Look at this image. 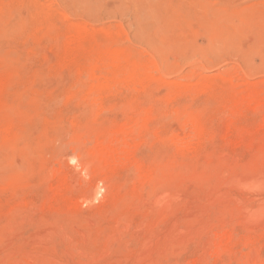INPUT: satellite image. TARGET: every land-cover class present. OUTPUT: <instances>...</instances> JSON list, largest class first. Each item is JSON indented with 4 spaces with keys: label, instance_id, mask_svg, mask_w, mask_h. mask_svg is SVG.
<instances>
[{
    "label": "rangeland",
    "instance_id": "rangeland-1",
    "mask_svg": "<svg viewBox=\"0 0 264 264\" xmlns=\"http://www.w3.org/2000/svg\"><path fill=\"white\" fill-rule=\"evenodd\" d=\"M77 27L89 38L83 50L64 53ZM98 43L127 50L167 83H119L87 98L97 79L84 68ZM221 75L226 81L216 79L214 91L179 87ZM0 77L8 83L0 110V264L264 263V115L225 108V93L264 86V0H0ZM147 108L153 122L131 142L136 158L158 167V205L161 194L142 183L134 163L118 162L102 182L80 163L98 138ZM193 110L211 133L195 148L178 146L173 136ZM231 120L248 133L225 137ZM8 123L12 137L2 129ZM66 177V196L45 203ZM107 187L113 192L104 200Z\"/></svg>",
    "mask_w": 264,
    "mask_h": 264
},
{
    "label": "bare ground",
    "instance_id": "bare-ground-1",
    "mask_svg": "<svg viewBox=\"0 0 264 264\" xmlns=\"http://www.w3.org/2000/svg\"><path fill=\"white\" fill-rule=\"evenodd\" d=\"M93 33V32H92ZM91 33V34H92ZM90 35V31L88 32L87 29L85 27H77L74 28V30L69 34V37L66 39L63 47H64V53H71V52H75L78 50H81L84 47V42L89 38ZM95 40V38H94ZM100 40V39H99ZM98 40V41H99ZM100 42V41H99ZM105 41H103L104 43ZM110 42V40H109ZM108 42V43H109ZM112 43V42H111ZM111 45V44H110ZM110 45H106V43L103 44H99L96 46V48L93 49V57L92 60L89 62V65L87 68H84L86 73L89 74V76L93 79H97L96 83H90V88L88 89V93L86 94L87 98H91L93 96L94 93H101L102 91H106V90H110L112 89L115 85L121 83L123 85H127V86H132V87H137V86H144L145 84L155 81V82H159L160 84H166L167 82L165 80H163L161 77L160 78H156L155 76H153V74L151 73V67L148 64H144L142 62H140L139 60L136 59H132L131 56L129 54L126 53L125 49L122 50L121 48H115L114 45H112L114 48H112V46ZM91 47V46H90ZM118 47V46H116ZM83 50V49H82ZM128 52V51H127ZM50 55V53H49ZM63 57V56H62ZM61 57V58H62ZM135 57V56H134ZM133 57V58H134ZM138 57V56H137ZM64 58V57H63ZM68 59V58H67ZM149 60V59H148ZM153 62V60H152ZM151 62V63H152ZM153 64V63H152ZM155 65V64H154ZM157 66V65H156ZM155 67V66H154ZM108 68H111V71L108 70ZM79 70V69H78ZM76 70V71H78ZM105 70H108L107 74H104ZM82 71V70H81ZM156 71V70H155ZM158 71V70H157ZM79 73V72H78ZM159 74V73H158ZM156 75V74H155ZM160 75V74H159ZM225 76H214V77H209L205 80H203V82L200 81L199 84H179V87L181 86V88L183 90H198V91H214L215 90V85H217V80L216 79H220L221 82L219 84L225 83L226 81V77ZM231 80V79H230ZM233 81V80H232ZM9 82V81H8ZM81 82V81H80ZM236 82V81H234ZM7 83V78L5 77H0V110L1 108H3V99H1L3 97V93H4V89ZM237 83V82H236ZM170 84V83H168ZM178 84V83H177ZM229 84V83H228ZM231 85V83H230ZM235 85V84H234ZM262 85V84H259ZM257 84H248L247 86H245L244 89L240 90V91H236V90H231L229 92L226 91V86H225V90L227 93H225V96L227 94V97H225V101H226V107L227 109H229L232 113H237V112H242L243 109H245L247 106L252 107V109L256 110V111H260L263 112L264 115V86H259ZM8 86V83H7ZM244 86V85H242ZM230 87V86H229ZM228 87V88H229ZM240 87V86H239ZM83 88V87H82ZM143 88V87H142ZM147 87H145L146 89ZM243 88V87H242ZM239 89V88H236ZM143 90V89H142ZM163 91V90H162ZM80 92V91H78ZM71 93V92H70ZM170 93V92H169ZM76 94V93H75ZM224 95V93H222ZM173 95V93L171 94ZM99 96V95H98ZM94 97V96H93ZM223 97V96H222ZM216 98V97H215ZM96 100V99H95ZM175 100V99H174ZM162 101V100H161ZM101 102V101H100ZM90 103V102H89ZM164 103V102H163ZM162 103V104H163ZM96 104V103H95ZM130 104V103H129ZM170 104V103H168ZM219 104V102H218ZM221 104V103H220ZM102 105V104H101ZM149 105V104H148ZM142 106V105H141ZM162 106V105H161ZM216 106V105H215ZM132 107V106H130ZM153 107V106H151ZM97 108V107H96ZM100 108V107H99ZM134 108V107H133ZM200 108V107H199ZM198 108V110H199ZM135 109V108H134ZM137 109V107H136ZM139 109V108H138ZM161 109V108H160ZM125 110V109H124ZM163 110V109H162ZM208 110V108H207ZM97 111V110H96ZM134 111V110H133ZM132 111V112H133ZM202 111V110H201ZM215 111V110H214ZM252 111V110H251ZM152 112L153 109L147 108L144 109L142 111H140L138 113V115L136 117H133L131 119H129L126 123L118 126L116 128L115 126V130L112 132L113 135L112 136H104V137H100V138H96L97 139V146L96 148H94L93 150H91L89 152V156L87 158L86 161L81 160L82 162L81 165L84 166V168H87L89 166H92V176L93 177H99V180L102 182L105 180V178H107L109 176V171L111 169H113L116 164L118 162L121 163H125V162H132L134 163L133 165L136 166L137 171L139 172V176L142 177V183L143 184H149L150 186L153 187V190L156 192H159L161 194V196L157 199L154 200V204L158 205L159 202L162 199L163 195V190H162V186H161V182H163V180L160 182L159 180V176L157 173H159V171H157L156 166H150L146 165L145 163H143L140 159L136 158L135 156V150H136V145L135 143L131 142L132 140H134V138L136 137L137 133L142 132L143 130H146L147 127L149 126L148 123H150L149 121L152 118ZM163 112V111H162ZM203 112V111H202ZM160 113V112H159ZM159 113H157L159 115ZM186 119L183 118V120L185 119V121L183 122V126L182 127V131L179 132V134H175L173 136V141L175 142V144H177L178 146L181 147H189L192 146L194 147V144L196 141H200L202 139H204L207 135H209L211 132V128L209 129V126L206 124V122L204 121L202 115L197 112V111H187L186 112ZM129 114V113H128ZM131 114V112H130ZM156 114V115H157ZM133 115V114H132ZM163 115V114H162ZM184 115V114H183ZM235 115V114H233ZM250 116V115H249ZM167 117V115H166ZM241 117V116H240ZM157 118V117H156ZM173 118V117H172ZM235 118V117H234ZM256 118V117H255ZM264 118V117H263ZM98 119V118H97ZM154 119V118H153ZM244 119V118H243ZM248 119V118H247ZM175 120V119H174ZM237 120V119H236ZM245 120V119H244ZM264 120V119H263ZM123 121V120H122ZM152 121V120H151ZM179 121V120H178ZM247 121V120H246ZM249 121V120H248ZM254 121V120H253ZM120 122V121H119ZM118 122V123H119ZM125 122V121H124ZM153 122V121H152ZM165 123V122H164ZM167 123V122H166ZM255 123V122H252ZM251 123V125H252ZM264 123V122H263ZM9 125H4L2 127L3 131H5L4 135H8L9 134V129H10V123H8ZM218 124V123H217ZM163 125V124H162ZM161 125V126H162ZM168 125V124H167ZM182 125V124H180ZM216 125V124H215ZM258 125V124H257ZM108 126V125H107ZM214 126V125H213ZM261 126V125H260ZM12 127V126H11ZM150 127V126H149ZM167 127H170L169 125ZM257 127V126H256ZM108 128V127H107ZM105 128V129H107ZM162 128V127H161ZM215 128V127H214ZM249 128V127H248ZM260 128V127H259ZM1 129V130H2ZM12 129V128H11ZM104 128L101 127V130H103ZM104 129V130H105ZM151 129V128H150ZM178 129V128H176ZM96 130V129H95ZM97 130H100L99 128ZM158 130V129H157ZM164 130V129H163ZM162 130V131H163ZM168 130V128H167ZM175 130V129H174ZM222 130V129H221ZM249 129H245V128H239L236 126L235 121L231 120L228 125H227V132L225 134V137L227 138H239L242 136V134L244 135L245 132H247ZM93 131V130H92ZM91 131V132H92ZM106 131V130H105ZM111 131V130H110ZM161 131V132H162ZM178 131V130H177ZM2 132V131H1ZM0 132V133H1ZM12 132V131H10ZM90 132V131H89ZM101 132V131H100ZM160 132V134H161ZM216 132V131H215ZM234 132H236V134H234ZM167 133V131L165 132ZM174 133V132H173ZM248 133V132H247ZM13 134V133H12ZM156 134V133H155ZM158 134V133H157ZM9 137H12L11 134H9ZM88 135V134H87ZM102 135V134H101ZM107 135V134H106ZM165 135V134H164ZM217 135V134H216ZM215 136V135H214ZM224 136V135H223ZM7 136V138H9ZM85 137V136H84ZM6 138V136H5ZM87 138V137H86ZM144 138V137H143ZM146 138V137H145ZM150 138V137H149ZM154 138V137H153ZM132 139V140H131ZM138 139V138H137ZM217 139V138H216ZM91 140V139H90ZM145 140V139H144ZM167 140V139H166ZM87 141V140H86ZM96 141V140H95ZM138 141V140H137ZM136 141V142H137ZM143 142V141H142ZM164 142V141H162ZM194 142V143H193ZM209 143V141H207ZM214 142V141H213ZM229 142V141H228ZM233 142V141H232ZM138 143V142H137ZM146 143V142H145ZM148 143V142H147ZM237 143V142H236ZM78 144V143H77ZM76 144V145H77ZM167 144V143H166ZM173 144V143H172ZM174 144V145H175ZM74 145V144H73ZM92 145V144H91ZM235 144L233 143V146ZM85 145H82V147ZM165 146V145H164ZM203 146V145H201ZM231 146V145H230ZM80 147V146H79ZM80 147V148H82ZM87 147V146H86ZM198 147V146H197ZM237 147V146H236ZM85 148V147H84ZM91 148V147H90ZM89 148V149H90ZM195 148V147H194ZM199 148V147H198ZM191 149V148H190ZM79 150V148H78ZM81 150V149H80ZM139 150V148H138ZM75 151V150H74ZM83 151V149H82ZM89 151V150H88ZM192 152V151H191ZM73 153V152H72ZM84 153V152H83ZM176 153V152H175ZM75 154V153H74ZM137 154V153H136ZM139 155V154H138ZM75 157V156H73ZM87 157V156H86ZM165 157V156H164ZM162 158V157H161ZM55 159V158H54ZM151 159V158H149ZM148 159V160H149ZM155 159V158H154ZM158 159V158H157ZM160 159V158H159ZM175 160V159H174ZM56 161V160H54ZM162 161V160H161ZM165 161V160H163ZM157 162V161H155ZM60 163V162H59ZM147 163V162H146ZM158 163V162H157ZM165 163V162H164ZM155 164V163H153ZM47 165V163H46ZM163 166V165H162ZM170 166V165H168ZM172 166V165H171ZM59 167V166H57ZM61 167V166H60ZM59 167V168H60ZM160 167V165H159ZM61 169V168H60ZM132 169V168H131ZM165 169V166L164 168ZM49 170V169H48ZM166 170V169H165ZM46 171V170H45ZM132 171V170H131ZM263 171V170H262ZM114 172V171H112ZM54 173V172H53ZM163 173V171H162ZM166 173V172H165ZM46 174V173H45ZM48 174V173H47ZM264 174V172H263ZM53 175V174H52ZM165 175V174H164ZM167 175V174H166ZM54 176V175H53ZM257 176V175H256ZM260 176V175H258ZM257 176V177H258ZM65 177V176H64ZM139 177V178H140ZM246 177V176H244ZM254 177V176H253ZM262 177V176H260ZM259 177V178H260ZM126 179V177H124ZM247 178V177H246ZM249 178V177H248ZM247 178V180H248ZM256 178V177H255ZM258 178L259 182L260 179ZM243 179V178H242ZM257 179V178H256ZM230 180H235V179H230ZM228 181V182H233V181ZM123 181V180H122ZM126 181V180H125ZM128 181V180H127ZM249 181V180H248ZM247 181V182H248ZM251 181V180H250ZM249 181V182H250ZM68 178H61L59 180V183L53 184L56 185L53 188V193L51 195H49V193H47L49 196H47L45 198V203H49V202H54V200H58L60 198H63L66 196V192L68 189ZM70 182V181H69ZM239 182H243L239 181ZM238 182V183H239ZM258 182V181H256ZM55 183V181H54ZM237 183V184H238ZM125 184V183H124ZM135 184V183H133ZM241 184V183H240ZM261 184V183H259ZM52 185V186H53ZM123 185V184H122ZM239 185V184H238ZM243 185V184H242ZM50 186V187H52ZM119 186V185H118ZM244 186V185H243ZM13 187V186H12ZM110 187V186H109ZM145 187V186H144ZM264 187V186H262ZM76 188V187H75ZM98 188V187H97ZM116 188V187H115ZM148 188V187H147ZM27 189V188H26ZM71 189V188H70ZM100 189V188H99ZM118 189V188H117ZM116 191H120V188ZM123 189V188H122ZM127 189V188H126ZM11 190V189H10ZM72 190V189H71ZM13 192V190H11ZM78 191V190H77ZM112 190L110 188L107 187V192L104 195V200L109 199L110 198V193ZM127 191V190H126ZM129 191V190H128ZM258 190L256 189V192ZM260 191V190H259ZM76 191H73V193ZM86 192V191H84ZM121 192V191H120ZM144 192V191H143ZM262 192V191H261ZM83 193V192H82ZM82 193L81 197H82ZM97 193H102V190H98ZM77 194V193H74ZM79 194V193H78ZM77 194V195H78ZM85 194V193H84ZM126 194V193H125ZM128 194V193H127ZM156 194V193H155ZM153 194V195H155ZM165 194V193H164ZM168 194V193H166ZM165 194V196H166ZM158 195V193H157ZM74 196V195H73ZM116 196V195H115ZM125 196V195H124ZM133 197V195H130ZM135 196V195H134ZM30 197V196H29ZM129 197V196H128ZM146 197V196H145ZM151 197V196H149ZM158 197V196H156ZM261 197V196H260ZM2 198V197H1ZM13 198V197H12ZM25 198V197H24ZM79 198V195H78ZM84 198V197H82ZM123 198V196H122ZM127 199V197H125ZM134 198V197H133ZM26 199V198H25ZM28 199V198H27ZM29 204L31 202L27 201ZM30 199V198H29ZM75 200V197L73 198ZM81 199V198H79ZM87 199V198H86ZM86 199H84L86 201ZM154 199V198H153ZM152 199V200H153ZM168 199V198H167ZM2 200V199H1ZM16 200V199H15ZM24 200V199H23ZM128 200V199H127ZM138 200V199H137ZM149 200V199H147ZM151 200V199H150ZM166 200V199H165ZM164 200V201H165ZM174 200V199H173ZM68 201V200H67ZM72 201V200H71ZM70 201V202H71ZM262 201V200H261ZM24 202V201H23ZM16 203V202H15ZM43 203V202H42ZM61 203V202H59ZM67 203V202H66ZM73 203V202H72ZM80 203V202H78ZM151 203V202H150ZM152 203V204H153ZM263 203V202H262ZM22 204V203H21ZM75 204V203H74ZM49 205V204H48ZM71 205V204H70ZM77 205V204H76ZM72 206V205H71ZM75 206V205H74ZM149 206V204H148ZM135 207V206H133ZM147 207V206H146ZM261 207V206H260ZM148 208V207H147ZM157 208V206H156ZM159 208V207H158ZM150 209V207H149ZM149 209L147 211H149ZM242 209V208H241ZM247 209V208H244ZM156 210V209H155ZM248 211H250L249 209H247ZM247 210H245L246 212H248ZM151 212V211H150ZM158 212V211H157ZM160 212V211H159ZM154 214V213H152ZM151 213L149 215H152ZM243 214V213H242ZM155 215V214H154ZM122 217V216H121ZM118 218V217H117ZM146 218V217H145ZM221 219V218H220ZM226 220V218H224ZM122 220V219H120ZM224 220V221H225ZM119 221V220H118ZM117 221V222H118ZM125 221V220H124ZM227 221V220H226ZM230 221V220H229ZM116 222V221H115ZM114 222V223H115ZM129 222V221H128ZM219 222V221H218ZM221 222H223L221 220ZM119 223V222H118ZM127 223V221H126ZM237 223V222H236ZM248 223V222H247ZM234 224V223H233ZM239 224V223H238ZM123 225V224H122ZM224 225V224H223ZM244 225V224H243ZM261 226V223H257V222H249V227H253L256 228L258 226ZM213 226V225H212ZM217 226V225H216ZM227 226V225H226ZM115 227L117 228V226L115 225ZM214 227V226H213ZM232 227V225L230 226ZM234 227V225H233ZM252 228V229H253ZM260 228V227H259ZM119 229V228H118ZM123 229V228H122ZM136 229V228H135ZM212 229V228H211ZM217 229V228H216ZM218 230V229H217ZM241 230V229H240ZM243 230V229H242ZM258 231V230H257ZM81 232V231H80ZM112 232H115L112 231ZM118 232V231H116ZM210 232V231H209ZM260 232V231H259ZM218 233V232H217ZM251 233V232H250ZM254 234V233H253ZM112 235V233H111ZM209 235V234H208ZM215 235V234H214ZM258 234H256L257 237ZM260 235V234H259ZM113 236V235H112ZM213 236V235H212ZM36 237V236H35ZM84 237V236H83ZM108 237V236H107ZM208 237V236H207ZM219 237V236H218ZM260 236H258L259 238ZM110 238V237H109ZM108 238V239H109ZM252 238V237H251ZM111 240V239H110ZM210 240H212L210 238ZM263 240V239H262ZM40 242V241H39ZM109 242V241H107ZM106 242V243H107ZM212 243V241H210ZM261 242V240H260ZM263 242V241H262ZM105 243V244H106ZM217 244V243H216ZM264 244V243H263ZM214 245V244H213ZM107 246V245H106ZM256 246V245H255ZM239 247V246H238ZM252 248V247H251ZM255 248V247H254ZM253 248V249H254ZM211 249V248H210ZM226 249V248H225ZM224 249V250H225ZM244 249V248H243ZM257 249V248H256ZM223 250V251H224ZM212 251V249H211ZM227 251V250H226ZM229 251V250H228ZM227 251V252H228ZM245 251V250H244ZM247 251V250H246ZM252 251V250H251ZM249 252V251H248ZM254 252V250H253ZM205 253V252H204ZM225 253V252H223ZM252 253V252H251ZM258 253V250H257ZM214 255V254H213ZM216 255V254H215ZM246 255V254H245ZM248 255V254H247ZM252 255V254H251ZM201 256V255H200ZM199 256V258H200ZM203 256V253H202ZM201 256V257H202ZM208 256V255H207ZM226 256V255H224ZM238 256V255H237ZM254 256V255H253ZM251 257L252 259L256 258L257 254H255L254 257ZM263 256V254H262ZM258 257V256H257ZM204 258H206L204 256ZM222 258V257H221ZM237 258V257H236ZM203 259V257H202ZM262 259V258H261ZM30 260V258L28 259ZM32 260V259H31ZM218 260V259H216ZM223 260V258H222ZM227 261V257L225 259ZM228 260L230 261L229 257ZM256 260V259H255ZM181 261V260H180ZM204 262V260H202ZM201 261V262H202ZM209 261V260H208ZM207 261V262H208ZM220 261V260H219ZM218 261V262H219ZM225 261V262H226ZM228 261V262H229ZM16 262V261H15ZM23 262V261H22ZM197 262V261H196ZM206 262V263H207ZM17 264H19L18 262H16ZM178 263V262H177ZM176 263V264H177ZM199 263V262H197ZM223 263V261H222ZM253 263V262H250ZM263 263V262H262ZM12 264V263H11ZM14 264V262H13ZM35 264V263H34ZM57 264V262L55 263ZM205 264V263H204ZM264 264V263H263Z\"/></svg>",
    "mask_w": 264,
    "mask_h": 264
}]
</instances>
